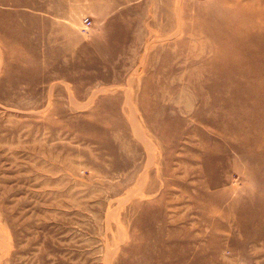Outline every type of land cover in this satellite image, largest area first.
Wrapping results in <instances>:
<instances>
[{
  "label": "rangeland",
  "instance_id": "obj_1",
  "mask_svg": "<svg viewBox=\"0 0 264 264\" xmlns=\"http://www.w3.org/2000/svg\"><path fill=\"white\" fill-rule=\"evenodd\" d=\"M0 264H264V0H0Z\"/></svg>",
  "mask_w": 264,
  "mask_h": 264
},
{
  "label": "built area",
  "instance_id": "obj_2",
  "mask_svg": "<svg viewBox=\"0 0 264 264\" xmlns=\"http://www.w3.org/2000/svg\"><path fill=\"white\" fill-rule=\"evenodd\" d=\"M90 26V21L86 20L82 23L83 30H86Z\"/></svg>",
  "mask_w": 264,
  "mask_h": 264
}]
</instances>
